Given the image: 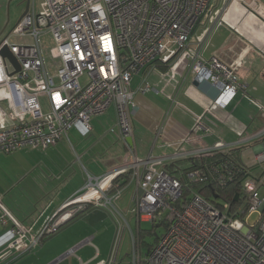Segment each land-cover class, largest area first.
<instances>
[{
	"label": "built area",
	"instance_id": "2783aa9c",
	"mask_svg": "<svg viewBox=\"0 0 264 264\" xmlns=\"http://www.w3.org/2000/svg\"><path fill=\"white\" fill-rule=\"evenodd\" d=\"M215 1L43 0L39 11L26 12L0 40V50L6 46L19 65L16 70L0 54V87L6 88L10 105V122L6 126L0 112V153L46 149L68 138L71 129L85 136L90 131V120L114 107L115 125L129 150L124 165L99 176L83 169L84 187L52 215L76 203L85 207L72 208L68 219L90 205L116 212L114 200L122 188L117 184L114 190H109L117 177L129 173V183L135 185L132 212L137 224L140 221H150L153 227L164 224L165 232L144 254L139 237L132 235L133 247L127 264H264V196L258 193L259 187L264 186V144L255 154L256 162L262 165L257 178L248 176L246 167L232 152L264 141L261 101H256L261 126L230 142L217 139L211 144L203 143L198 133L209 128L202 114L190 111L194 124L181 135L172 156L175 163L222 155L189 171L186 179L189 183L210 181L220 189L239 181L240 193H235L237 199L233 202L215 190L207 198L198 190L189 189L184 198V185L180 178L167 172L168 162L151 155L139 158L127 143L133 135L135 93L158 92L148 81L151 73L172 86L171 93L165 95L156 137L168 123L188 78L197 84L207 82L217 87L206 112L208 107L226 108L244 87L238 77L241 53L230 62L216 55L205 58L202 54L205 39L195 31ZM226 1L244 4L264 19V4L257 0ZM13 35L31 36L33 41L15 44L10 41ZM47 35L53 40L52 58L59 61L55 75L49 73L44 57L43 39ZM136 74L141 79L133 89L131 81ZM83 76L86 81L82 84ZM41 96L47 99L48 111L42 110ZM253 214L256 219L249 223ZM62 224L53 218L37 234L31 233V229H7L0 234V249L5 251L4 255L13 250L27 252L39 243L42 235L55 233ZM119 227L108 257L99 264H120ZM90 239L67 253L74 255ZM79 262L84 264L81 259Z\"/></svg>",
	"mask_w": 264,
	"mask_h": 264
},
{
	"label": "crops",
	"instance_id": "0c3cea01",
	"mask_svg": "<svg viewBox=\"0 0 264 264\" xmlns=\"http://www.w3.org/2000/svg\"><path fill=\"white\" fill-rule=\"evenodd\" d=\"M258 1L262 3L261 0ZM30 10L37 12L34 6L29 3L28 11ZM195 32L198 37L203 36L202 38L205 39L202 52L205 58L216 55L224 61L230 62L241 53L242 60L238 77L239 82L244 87L237 91L234 101L226 108L208 107L209 111L206 112L205 107L211 104L210 100L216 95L217 87L207 82L197 84L188 78L179 94V102L171 112L168 123L162 133L156 137L155 130L166 104L165 95L171 93L172 86L166 81H161L156 73H151L148 76V81L158 92L135 93L136 112L133 116V135L128 138L129 142L127 141L139 158H146L151 155L156 159L163 158V161L172 165L174 163L172 156L181 135L190 131L194 124L191 112L197 115L202 114L203 120L209 128V131L207 130L205 133H198V136L202 137L203 143L206 144H211L217 139L227 142L238 140L247 133H253L261 126V122L257 118L259 108L256 101H261L264 104V19L251 12L244 4L216 0L209 10L208 16L201 20ZM140 79V74L133 76L131 81L133 89L137 87ZM109 108L104 114L109 111ZM113 110L114 113L111 116H113L114 124L108 131L116 132V142L119 148L123 150L122 157L120 159L117 157L101 158L104 160L105 168L100 173H91L87 169L89 167L91 171H94L89 162L86 165L84 164V160L87 161L86 156L89 153V150L86 149L85 141L87 138L85 137L95 131L94 117L90 120V131L85 136H82L76 129H71L68 138L64 137L46 149H26L28 152L34 150V154L41 159L36 165H32L30 169L38 168L37 166L41 163L46 171L40 176L50 175L47 186H51L52 190L47 193L40 191L44 194L38 199L35 209L28 214L9 209L3 201L5 199L4 192L7 193L10 186L5 190L0 188V234L11 228H19L22 231L31 229V233L37 234L44 230L53 218L60 223H64L68 220L67 214L70 210H73L72 208L81 209L85 207L83 203H76L71 205V209L66 207L54 217L52 215L64 201L76 195L84 187L86 174L83 169L94 176H99L124 165L129 150L120 138L115 125L114 107ZM104 114L101 115L104 116ZM139 129H142V134H140L143 142L141 148L137 146V131ZM262 144H264V141L250 146L254 151V155ZM244 149L240 152L246 150ZM36 150L44 152L39 154ZM67 155L71 156V160L67 158ZM56 157H59V161L54 160ZM185 163L186 165H184ZM176 164L179 168L188 167L190 161L183 160ZM262 165L264 166V163ZM4 167L5 164L0 159V180L5 176ZM11 188H16V184L12 185ZM55 201H58V203L53 207ZM100 207L90 205L88 210L76 219L61 226L55 233L42 235L39 243L27 252L18 253L13 250L4 255L5 251L0 249V264H75L77 251L85 248L86 245L94 247L95 254L83 263H101L108 257L110 251H106L105 259H100L105 256H100V250H97L93 245L92 239L95 234L98 237L101 228V226L96 228L99 225L98 218L100 216L107 218L109 214L115 220L116 216L110 213L109 210H105L107 208ZM2 218L5 219L4 223L1 220ZM117 228L118 224L115 225V234ZM110 229H112V225ZM88 237H91L90 243L84 242L81 244L75 250L74 255L67 253L70 248L85 241ZM77 259L80 258L77 256Z\"/></svg>",
	"mask_w": 264,
	"mask_h": 264
},
{
	"label": "rangeland",
	"instance_id": "374dc122",
	"mask_svg": "<svg viewBox=\"0 0 264 264\" xmlns=\"http://www.w3.org/2000/svg\"><path fill=\"white\" fill-rule=\"evenodd\" d=\"M42 1L43 0H30V5H33L35 10L39 11L40 3ZM261 1L262 3L264 2V0ZM23 11L24 7L22 5V0H0V40L11 31ZM10 41L15 44H30L32 43L33 38L31 36L21 37L13 35L10 37ZM52 47V37L47 35L43 39L44 57L49 73L55 75L59 61L52 58L50 52ZM85 81L86 76L80 78V83L83 84ZM55 82H58L57 78H55ZM39 101L42 110L48 111L49 106L46 97L41 96ZM9 107L7 90L4 87H0V112L5 119L3 123L5 126L10 122ZM113 113L114 110L112 106L104 116L97 115V117H94L95 131H92L91 135L85 137L87 138L85 141V144L87 145L86 149L89 150V153L86 156L87 161L84 160L85 163H83L85 165L88 162L91 164L90 166L94 171H91V169L87 167L91 173H100L104 170L105 163L101 158L117 157L120 159L122 157L123 150L119 148V145L116 142V132L108 131V129L114 124L113 116H111ZM137 132V146L141 148L143 143L142 137H140L142 129H139ZM245 149V151L240 154V160L246 167L248 176L257 178L261 174L262 165L256 162L254 151L251 147H246ZM33 151L28 152V150L24 149L13 153H0V159H2L5 164L3 169L5 176L0 180V188L5 190L10 186L7 189L8 192H4L5 199L3 203L15 212L31 213L35 209L36 204H38V199L44 193L52 190L51 186H47V181L50 180V175L45 174L43 175L44 177L40 176V174H43L46 171V168L42 167L41 163L37 166L38 168H34L33 170L30 169L32 165H36L41 161ZM36 151L39 154H43L44 152L40 150ZM67 158L71 160V156L67 155ZM54 160L59 161V157L54 158ZM184 165H186V163ZM127 177V185L120 190L119 195L114 200L116 212H111L109 209H105L114 214L116 219H112L109 214L107 218L100 216L98 218L99 225L96 227L98 228L101 226L99 230L100 233L98 237H96L97 235L95 234V237L92 239L93 245L97 250H100V256H105L100 259H105L106 251H110L115 240V225H120L118 237L119 248L117 255L120 264H127L129 262L130 252L133 247L132 235L139 237L140 248L144 254L148 247L154 244L158 237L165 232L164 224H161L157 228H154L150 221H140L139 225L137 224L135 214L132 212V196L135 185L132 182L129 183L131 178L130 174H128ZM15 184L16 188H11V186ZM40 191L44 193H40ZM258 193L261 196H264V186L259 187ZM220 201L221 200L217 199V202ZM57 203L58 201H55L53 207H55ZM256 216V214L251 215L249 217V223H253ZM111 225L112 229H110ZM94 254L95 248L88 245H86L85 248L78 250L76 253L78 258L82 259L83 262H87L86 260ZM77 256L75 257V264H79Z\"/></svg>",
	"mask_w": 264,
	"mask_h": 264
},
{
	"label": "trees",
	"instance_id": "16d2710c",
	"mask_svg": "<svg viewBox=\"0 0 264 264\" xmlns=\"http://www.w3.org/2000/svg\"><path fill=\"white\" fill-rule=\"evenodd\" d=\"M240 151H241V149L232 151L233 154H234V157L236 159H238V160H240V153H241ZM220 156H222V155H215V156L213 155L211 157H205L203 159L189 160L190 161V164H189L188 167L186 166V167L179 168L178 167V164H176V163L183 161V160H181V161H178V162L173 163L172 165L167 166L166 167V170H167L168 173L172 174L176 178H180V180L182 181V183L184 185V189H183V191H184L183 197L184 198H186V195L189 192V189H196L203 196H205L207 198L210 197L211 191L212 190H215V191H217V193L220 196H223L224 199H226L227 201L233 202L234 194L235 193H238V194L240 193V183H239V181H236L235 183H232V184H229V185L225 186L224 189H222V188L220 189V188H217L216 185L214 183L210 182V181H203V182H200V183H189L187 181V179H186V174L189 171L194 170V169L200 167V165H203V164H205L207 162L214 161V160H216V158H219ZM128 174L129 173H125V174L120 175L119 177H117V179L114 181L113 188H111L109 190V192H111L112 190H114L115 189V186L117 184H118L117 185L118 188H123L128 183V181H127V178H128L127 175ZM125 178H126V180H125ZM86 210H88V207H86L84 210H81L76 215L72 216L70 219H68L67 221H65L61 226H63L67 222H70V221L76 219L81 214H83V212H85Z\"/></svg>",
	"mask_w": 264,
	"mask_h": 264
},
{
	"label": "water",
	"instance_id": "95a60500",
	"mask_svg": "<svg viewBox=\"0 0 264 264\" xmlns=\"http://www.w3.org/2000/svg\"><path fill=\"white\" fill-rule=\"evenodd\" d=\"M28 6H29V3H27L25 5L24 11L22 12V14L20 15V17H19L18 20H20L26 14V12L28 11ZM0 54L4 58H7L16 67V70L19 69L18 63L16 62L14 56L12 55V53L9 51V49L6 46H4L3 48H1ZM127 141L129 142V139H127ZM212 195H213V197H217V195L214 194V193H212ZM236 199H237V194L234 195L233 200H236ZM158 226H160V225L159 224H155L154 225V228H157Z\"/></svg>",
	"mask_w": 264,
	"mask_h": 264
},
{
	"label": "flooded vegetation",
	"instance_id": "af4514ba",
	"mask_svg": "<svg viewBox=\"0 0 264 264\" xmlns=\"http://www.w3.org/2000/svg\"><path fill=\"white\" fill-rule=\"evenodd\" d=\"M27 3H30V0H22V5H23L24 8H25V5H26Z\"/></svg>",
	"mask_w": 264,
	"mask_h": 264
}]
</instances>
